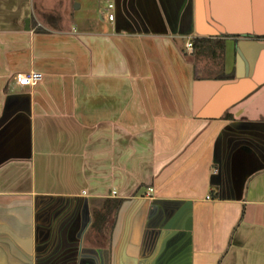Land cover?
I'll list each match as a JSON object with an SVG mask.
<instances>
[{
	"label": "crops",
	"instance_id": "0c3cea01",
	"mask_svg": "<svg viewBox=\"0 0 264 264\" xmlns=\"http://www.w3.org/2000/svg\"><path fill=\"white\" fill-rule=\"evenodd\" d=\"M0 264H264V0H0Z\"/></svg>",
	"mask_w": 264,
	"mask_h": 264
},
{
	"label": "trees",
	"instance_id": "16d2710c",
	"mask_svg": "<svg viewBox=\"0 0 264 264\" xmlns=\"http://www.w3.org/2000/svg\"><path fill=\"white\" fill-rule=\"evenodd\" d=\"M205 43V44H204ZM202 45H206V49L202 48ZM193 49L195 52L203 53L207 58H211V55L215 56V62L218 68L222 66V55H223V43L220 41L206 42L203 40H193ZM217 54V57H216ZM220 60V61H219ZM213 198H216V193L212 194ZM121 201H118L120 205Z\"/></svg>",
	"mask_w": 264,
	"mask_h": 264
},
{
	"label": "built area",
	"instance_id": "2783aa9c",
	"mask_svg": "<svg viewBox=\"0 0 264 264\" xmlns=\"http://www.w3.org/2000/svg\"><path fill=\"white\" fill-rule=\"evenodd\" d=\"M112 6H109V9H111ZM113 16L109 15L108 16V21H112ZM192 43L191 42H187L185 44V49L187 50V52L192 53ZM42 79V75L38 74V73H28L25 75H20L16 78V84L19 87H32L34 85H36L38 82H40ZM152 190H148V193H151ZM113 195H115V193H113ZM208 199V198H207Z\"/></svg>",
	"mask_w": 264,
	"mask_h": 264
},
{
	"label": "water",
	"instance_id": "95a60500",
	"mask_svg": "<svg viewBox=\"0 0 264 264\" xmlns=\"http://www.w3.org/2000/svg\"><path fill=\"white\" fill-rule=\"evenodd\" d=\"M26 25H28V21H26ZM26 30H28V29H26Z\"/></svg>",
	"mask_w": 264,
	"mask_h": 264
}]
</instances>
